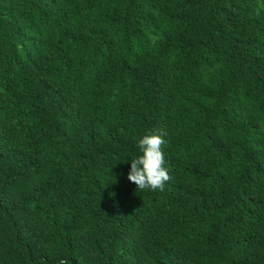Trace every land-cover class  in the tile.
<instances>
[{"label": "trees", "instance_id": "obj_1", "mask_svg": "<svg viewBox=\"0 0 264 264\" xmlns=\"http://www.w3.org/2000/svg\"><path fill=\"white\" fill-rule=\"evenodd\" d=\"M262 5L0 0V264H264Z\"/></svg>", "mask_w": 264, "mask_h": 264}, {"label": "clouds", "instance_id": "obj_2", "mask_svg": "<svg viewBox=\"0 0 264 264\" xmlns=\"http://www.w3.org/2000/svg\"><path fill=\"white\" fill-rule=\"evenodd\" d=\"M264 7V5H262ZM155 43L156 37H150ZM140 155L131 159L128 180L133 182L138 190H163L171 177L164 166L165 158L162 146L166 141L159 131H148L136 141ZM59 264H69L66 259L59 260Z\"/></svg>", "mask_w": 264, "mask_h": 264}]
</instances>
